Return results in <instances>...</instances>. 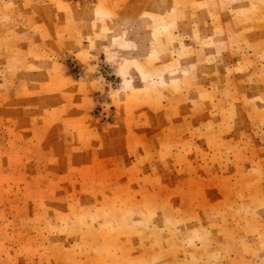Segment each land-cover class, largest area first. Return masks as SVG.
Returning <instances> with one entry per match:
<instances>
[{
    "label": "rangeland",
    "instance_id": "obj_1",
    "mask_svg": "<svg viewBox=\"0 0 264 264\" xmlns=\"http://www.w3.org/2000/svg\"><path fill=\"white\" fill-rule=\"evenodd\" d=\"M0 264H264V0H0Z\"/></svg>",
    "mask_w": 264,
    "mask_h": 264
}]
</instances>
